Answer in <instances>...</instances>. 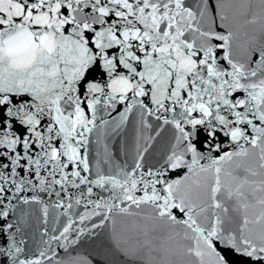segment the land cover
Segmentation results:
<instances>
[{
    "label": "snow or ice",
    "instance_id": "6c2138e0",
    "mask_svg": "<svg viewBox=\"0 0 264 264\" xmlns=\"http://www.w3.org/2000/svg\"><path fill=\"white\" fill-rule=\"evenodd\" d=\"M130 117L155 134L129 163L107 140ZM21 205L64 210L33 251ZM106 223L142 264H264V0H0V264Z\"/></svg>",
    "mask_w": 264,
    "mask_h": 264
},
{
    "label": "water",
    "instance_id": "95a60500",
    "mask_svg": "<svg viewBox=\"0 0 264 264\" xmlns=\"http://www.w3.org/2000/svg\"><path fill=\"white\" fill-rule=\"evenodd\" d=\"M237 54L243 55V52L238 51ZM149 134L154 135L155 133L142 132L130 117L129 122L117 134L109 135L107 140L108 150L113 156H116L118 153V159L121 162L127 160L130 163L135 149L144 145L145 138ZM169 136L168 129L165 128L160 136L152 141V147L145 155V159L149 163H154L155 158L160 157L167 150ZM179 175L180 173H170L171 178H176ZM94 191L96 190L94 189ZM28 195H31V193ZM40 195L46 203L51 204L55 200L54 196L49 197L47 193H41ZM228 203L230 204L231 202L229 201ZM21 209L28 213L24 217V220L21 221V227L27 241L26 250L33 251L39 247H43L41 234L44 228L51 229L53 227V217L64 210L49 207L48 223L45 224L39 206L32 205L29 207L21 205L9 222H15L17 220L20 216ZM80 211H83V209L81 208ZM64 219L63 216L59 217V221L56 224L57 229H59L60 224H63ZM98 219L96 218L97 221ZM130 223V218L118 217L115 227L118 230L126 231ZM44 238L47 239L46 236ZM218 247L223 248L224 245L220 244ZM57 252V259H60L62 264H142L139 256L126 255L118 248L112 237V225L110 223H106L102 228L94 229L93 234H87L81 237L79 243L71 245L67 251L57 249ZM231 260L234 264H241L243 258L240 254H235L231 256ZM183 264H190V258H184Z\"/></svg>",
    "mask_w": 264,
    "mask_h": 264
}]
</instances>
